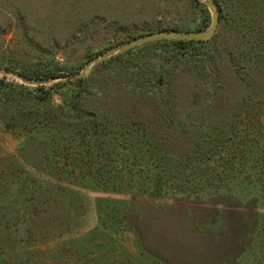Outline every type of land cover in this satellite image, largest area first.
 Listing matches in <instances>:
<instances>
[{
    "label": "rangeland",
    "instance_id": "rangeland-1",
    "mask_svg": "<svg viewBox=\"0 0 264 264\" xmlns=\"http://www.w3.org/2000/svg\"><path fill=\"white\" fill-rule=\"evenodd\" d=\"M216 6L78 82L208 6L0 0V264H264V0Z\"/></svg>",
    "mask_w": 264,
    "mask_h": 264
},
{
    "label": "water",
    "instance_id": "water-1",
    "mask_svg": "<svg viewBox=\"0 0 264 264\" xmlns=\"http://www.w3.org/2000/svg\"><path fill=\"white\" fill-rule=\"evenodd\" d=\"M201 3H204L208 6L211 14H212V22L211 26L208 30L204 32H183V31H159L155 33H150L146 35H142L134 40H131L125 44L117 45L111 47L98 56L90 59L82 68L81 72L74 76V79H82L85 77L86 72L94 65H99L110 59L116 54L127 52L129 50L135 49L137 47L143 46L147 43L160 41V40H180V41H206L211 39L219 25V11L217 6L213 0H198ZM20 78V77H19ZM21 79V78H20ZM25 80V79H23ZM26 81V80H25ZM28 81V80H27Z\"/></svg>",
    "mask_w": 264,
    "mask_h": 264
},
{
    "label": "trees",
    "instance_id": "trees-1",
    "mask_svg": "<svg viewBox=\"0 0 264 264\" xmlns=\"http://www.w3.org/2000/svg\"><path fill=\"white\" fill-rule=\"evenodd\" d=\"M213 1L215 2V4H217L218 0H213ZM220 9H221V7H220ZM163 42L171 43L169 45H171L173 47V50H175L177 53L179 52V50L185 49L186 46L189 45V44L201 43V41H180V40H174V41H166L165 40ZM178 60H179V56L178 55L173 56L171 58V64L173 63V61H178ZM166 67H167V62H161L159 65L153 66V68H152V70L154 72V77L153 78H155L153 83L156 84V86L157 85L158 86L165 85V82H163V78H164L163 77V71L165 70ZM77 80H78V82H81L80 79H77ZM66 105H67L68 114H70L71 112L72 113L73 112H77L76 108L72 105V102H69ZM65 116H67V115L65 114ZM169 167L173 168V166H169ZM169 167L168 168L165 167L163 165V162H159L157 164V169H159L161 171V173L166 174L170 181H172L174 183H177V184H175V190L180 192V193H182V191H183L182 189L184 187H187V185L185 186L184 183L190 185V181H191L190 178H182V177L179 176V175H181L180 174L181 172L185 173V172L188 171L187 166L184 165L183 168H181V169L177 168L176 172H172V170H170ZM165 168H166V170L163 171ZM195 173H199L198 169L195 172H193V175ZM197 178H198V176H195V179H197ZM196 185H199V184L196 183Z\"/></svg>",
    "mask_w": 264,
    "mask_h": 264
}]
</instances>
